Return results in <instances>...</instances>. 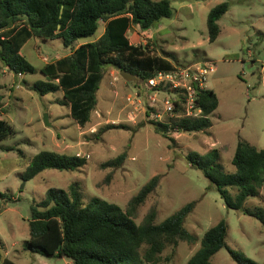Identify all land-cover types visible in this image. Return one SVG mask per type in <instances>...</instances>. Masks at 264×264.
I'll use <instances>...</instances> for the list:
<instances>
[{
    "label": "rangeland",
    "instance_id": "rangeland-1",
    "mask_svg": "<svg viewBox=\"0 0 264 264\" xmlns=\"http://www.w3.org/2000/svg\"><path fill=\"white\" fill-rule=\"evenodd\" d=\"M169 1L171 17L160 19L146 34L133 25L127 35L132 44L150 43L154 53H169L173 64L212 62L214 69L205 86L216 93L218 106L209 116L210 127L203 131L173 132L171 140L156 133L146 101L131 102L142 84L137 88V80H125L114 67L104 72L90 121L78 125L69 115V105L60 103L61 91L40 95L30 88L43 78L39 68L44 63L69 53L60 38L32 37L22 46L21 54L37 69L34 73L15 75L0 63V118L14 130L0 141V191L13 197L4 207L0 201V246L17 264H72L67 258L31 253L23 244L29 238L32 202L42 199L50 187L68 190L73 182L78 183L84 201L101 197L114 202L129 210L138 223L152 210L159 223L193 201L184 220L193 240L164 249L158 264H184L200 246L204 231L220 219L226 221L228 231L225 245L212 256L211 264H237L229 249L264 263L261 222L227 208L215 186L186 160L189 150L206 153L217 148L224 170L233 172L231 159L239 139L264 149V0ZM223 1L229 8L217 21V38L209 41L208 12ZM102 31L100 25L95 35L75 44L92 40ZM110 124L115 127H106ZM40 150L75 153L87 161L79 170L45 169L23 180L30 157ZM120 155L121 161L110 165ZM155 175L157 186L132 208L133 198ZM244 206L264 209V182L259 194L249 197Z\"/></svg>",
    "mask_w": 264,
    "mask_h": 264
},
{
    "label": "trees",
    "instance_id": "trees-1",
    "mask_svg": "<svg viewBox=\"0 0 264 264\" xmlns=\"http://www.w3.org/2000/svg\"><path fill=\"white\" fill-rule=\"evenodd\" d=\"M228 8L223 1L209 10V41L217 38V21ZM171 15L169 0H0V63L15 75L34 73L37 69L21 54L22 46L32 37L60 38L63 46L70 48L69 53L44 63L39 68L43 78L30 88L40 95L61 91L60 103L69 105L70 117L85 126L96 108L97 91L108 67L129 71L138 81L137 88L153 74L174 68L169 53H154L150 43L132 44L127 35L133 25L145 33ZM100 25V34L74 47L77 40L95 35ZM138 91L145 100L143 87ZM196 104L201 108L198 117L179 116L164 122L150 118L149 123L169 140L173 132L203 131L211 125L209 116L218 106L217 95L205 88L199 92ZM154 110L147 107V115ZM175 110L182 112L180 105ZM13 133L11 124L0 118V141ZM122 157L110 165L116 166ZM219 158L217 148L186 153L187 162L215 186L227 208L258 219L264 227V209L244 206L249 197L259 194L264 182V149L239 139L231 159L233 172L224 170ZM86 161L85 156L75 153L40 150L30 157L22 178L32 179L45 169L79 170ZM158 181L155 175L143 185L133 198L132 208L144 202ZM12 199V194L0 191L3 207ZM193 207L194 202H189L159 223L152 210L138 223L129 210L114 202L101 197L84 201L77 182L71 183L68 190L50 187L30 206L29 238L23 246L45 257L67 258L72 264H158L164 249L193 240L184 226ZM227 231L224 219L207 228L200 246L184 264H211L212 256L225 245ZM229 253L237 264H259L240 250L229 249ZM0 264H17L3 254L1 246Z\"/></svg>",
    "mask_w": 264,
    "mask_h": 264
},
{
    "label": "built area",
    "instance_id": "built-area-1",
    "mask_svg": "<svg viewBox=\"0 0 264 264\" xmlns=\"http://www.w3.org/2000/svg\"><path fill=\"white\" fill-rule=\"evenodd\" d=\"M213 69L210 61L174 64L172 70L159 71L147 78L142 87L147 107L155 109L151 111L150 117L164 122L167 118L200 116L201 108L197 106L196 100L199 92L207 88L206 77ZM18 75L21 76V73ZM130 98L131 96L127 97L128 100ZM135 98H142L139 91L134 93L132 103ZM177 105H180L182 112L175 110Z\"/></svg>",
    "mask_w": 264,
    "mask_h": 264
},
{
    "label": "water",
    "instance_id": "water-1",
    "mask_svg": "<svg viewBox=\"0 0 264 264\" xmlns=\"http://www.w3.org/2000/svg\"><path fill=\"white\" fill-rule=\"evenodd\" d=\"M120 74L127 81H135L136 80V77L134 75H132L129 71L121 70ZM43 120H44L45 124H49L48 119H47V114H44Z\"/></svg>",
    "mask_w": 264,
    "mask_h": 264
},
{
    "label": "crops",
    "instance_id": "crops-1",
    "mask_svg": "<svg viewBox=\"0 0 264 264\" xmlns=\"http://www.w3.org/2000/svg\"><path fill=\"white\" fill-rule=\"evenodd\" d=\"M78 45H79V44H77V45L75 44L74 47H76V46H78Z\"/></svg>",
    "mask_w": 264,
    "mask_h": 264
}]
</instances>
